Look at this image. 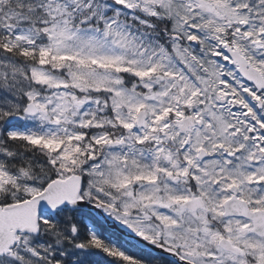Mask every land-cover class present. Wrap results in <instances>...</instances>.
I'll use <instances>...</instances> for the list:
<instances>
[{
  "label": "snow or ice",
  "instance_id": "6c2138e0",
  "mask_svg": "<svg viewBox=\"0 0 264 264\" xmlns=\"http://www.w3.org/2000/svg\"><path fill=\"white\" fill-rule=\"evenodd\" d=\"M0 264H264V0H0Z\"/></svg>",
  "mask_w": 264,
  "mask_h": 264
}]
</instances>
